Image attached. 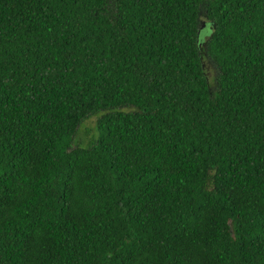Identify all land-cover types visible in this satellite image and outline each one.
<instances>
[{"label": "trees", "instance_id": "obj_1", "mask_svg": "<svg viewBox=\"0 0 264 264\" xmlns=\"http://www.w3.org/2000/svg\"><path fill=\"white\" fill-rule=\"evenodd\" d=\"M0 264H264V0H0Z\"/></svg>", "mask_w": 264, "mask_h": 264}, {"label": "rangeland", "instance_id": "obj_2", "mask_svg": "<svg viewBox=\"0 0 264 264\" xmlns=\"http://www.w3.org/2000/svg\"><path fill=\"white\" fill-rule=\"evenodd\" d=\"M95 115H92L90 117H88L87 119H85L81 125H80V135L83 134V130L88 129V132L84 135V138H87L88 135L90 133H92L93 131V126H94V122H95Z\"/></svg>", "mask_w": 264, "mask_h": 264}]
</instances>
